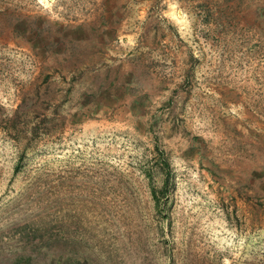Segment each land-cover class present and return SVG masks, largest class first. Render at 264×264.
I'll use <instances>...</instances> for the list:
<instances>
[{
  "label": "rangeland",
  "instance_id": "374dc122",
  "mask_svg": "<svg viewBox=\"0 0 264 264\" xmlns=\"http://www.w3.org/2000/svg\"><path fill=\"white\" fill-rule=\"evenodd\" d=\"M0 264H264V0H0Z\"/></svg>",
  "mask_w": 264,
  "mask_h": 264
}]
</instances>
